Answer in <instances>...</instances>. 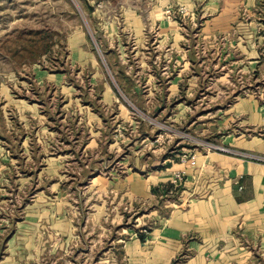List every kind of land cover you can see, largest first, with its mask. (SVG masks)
<instances>
[{
    "label": "rangeland",
    "instance_id": "374dc122",
    "mask_svg": "<svg viewBox=\"0 0 264 264\" xmlns=\"http://www.w3.org/2000/svg\"><path fill=\"white\" fill-rule=\"evenodd\" d=\"M248 97L264 106V0H0V264H145L153 232L198 201L199 154L264 166L223 143L264 135L233 115ZM176 165L130 195L127 177ZM238 232L229 264H264Z\"/></svg>",
    "mask_w": 264,
    "mask_h": 264
},
{
    "label": "crops",
    "instance_id": "0c3cea01",
    "mask_svg": "<svg viewBox=\"0 0 264 264\" xmlns=\"http://www.w3.org/2000/svg\"><path fill=\"white\" fill-rule=\"evenodd\" d=\"M233 111L252 130L264 129V106L251 97L239 100ZM223 143L264 155V135L248 139L227 136ZM185 168L172 166L146 180L129 176L126 180L130 195L147 194L151 187L168 182L173 170ZM186 170L187 183L195 185L198 201L192 202L187 210L176 207L164 226L153 232L151 240L156 244L148 252V261L145 256V264H172L179 249L177 240L186 234L199 237V241L189 244L194 256L188 264H229L241 249L239 228L249 234L253 244L264 247L263 165L210 153L199 154L195 167ZM258 235H261L259 240Z\"/></svg>",
    "mask_w": 264,
    "mask_h": 264
},
{
    "label": "built area",
    "instance_id": "2783aa9c",
    "mask_svg": "<svg viewBox=\"0 0 264 264\" xmlns=\"http://www.w3.org/2000/svg\"><path fill=\"white\" fill-rule=\"evenodd\" d=\"M212 149L214 151H216V152H220V153H223V154H231L232 153V151H230V150H228L226 148H223V147H215V148H212ZM209 150L210 149L208 148V151ZM193 159L194 158H192V160L190 162L191 165H194V163H195ZM181 181H182V177L180 176V174L174 175L173 181H172L173 184H175L176 182H181Z\"/></svg>",
    "mask_w": 264,
    "mask_h": 264
},
{
    "label": "trees",
    "instance_id": "16d2710c",
    "mask_svg": "<svg viewBox=\"0 0 264 264\" xmlns=\"http://www.w3.org/2000/svg\"><path fill=\"white\" fill-rule=\"evenodd\" d=\"M161 187H164V188H165V190H164V193H165L166 190H167L168 188H170L171 186L167 184V185H163V186H161ZM152 193H153L154 195H158V196H160L159 191H158L157 188L152 189ZM139 239H140L141 242H144V241H145V238H144L143 236H140ZM172 264H173V262H172Z\"/></svg>",
    "mask_w": 264,
    "mask_h": 264
}]
</instances>
